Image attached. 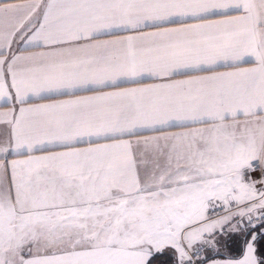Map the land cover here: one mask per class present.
<instances>
[{
	"label": "snow or ice",
	"instance_id": "obj_1",
	"mask_svg": "<svg viewBox=\"0 0 264 264\" xmlns=\"http://www.w3.org/2000/svg\"><path fill=\"white\" fill-rule=\"evenodd\" d=\"M0 101V264H264V0H0Z\"/></svg>",
	"mask_w": 264,
	"mask_h": 264
},
{
	"label": "crops",
	"instance_id": "obj_2",
	"mask_svg": "<svg viewBox=\"0 0 264 264\" xmlns=\"http://www.w3.org/2000/svg\"><path fill=\"white\" fill-rule=\"evenodd\" d=\"M9 2H15V3H24L26 2V0H9ZM19 49V52L27 55L29 52H34V51H40L42 49L39 48H32V47H28L27 49L25 48V45L23 43L20 44H14L13 46V50ZM252 65L250 63H245L242 64L241 67H251ZM217 71H232L233 69L225 67L223 65L217 67L216 69ZM200 74H209L207 72H203ZM184 77H177V79H182ZM152 81L150 80H145V83H151ZM125 86H131V85H125ZM58 99H63L66 97H56ZM53 102L51 98L48 97H44V98H39V97H30L28 102L24 105L25 107L30 106V105H35V104H44V103H51ZM15 107L18 111V108L20 107V105H16L14 104V102L12 101H0V113L2 112H8L10 108ZM5 126L4 125H0V130H4ZM175 130V129H173ZM12 157H9V159H11ZM253 178H256L259 176V171L255 172L252 174ZM220 204L219 202H217V205ZM227 215V214H226ZM232 226H238L239 228H241V223H240V218L239 217H234L232 220ZM229 227V233L233 232L230 230V226L227 225ZM243 229V228H241ZM220 232L219 229L217 230V233ZM221 249L218 248V246H216V250H213L212 248H208V251L206 253H217L219 252ZM165 252L171 257L173 256V258L177 261V254L175 252L174 249H172L171 247H168L165 249ZM205 255V253L203 254V256ZM213 256H220V255H213ZM178 264V261H177Z\"/></svg>",
	"mask_w": 264,
	"mask_h": 264
},
{
	"label": "trees",
	"instance_id": "obj_3",
	"mask_svg": "<svg viewBox=\"0 0 264 264\" xmlns=\"http://www.w3.org/2000/svg\"><path fill=\"white\" fill-rule=\"evenodd\" d=\"M244 229V228H243ZM257 229L260 231H264V228H261L259 224H257ZM244 238V232H226L220 234V232L216 235V246L221 249L219 252L214 253L215 255H220L223 257L226 256H236L239 254L240 249L242 247V241ZM210 249V248H209ZM258 250H264V242L258 244ZM213 253H209L205 256L200 257L201 259L204 257H212ZM153 264H177V261L173 258V256H169L166 252L156 259H154Z\"/></svg>",
	"mask_w": 264,
	"mask_h": 264
},
{
	"label": "built area",
	"instance_id": "obj_4",
	"mask_svg": "<svg viewBox=\"0 0 264 264\" xmlns=\"http://www.w3.org/2000/svg\"><path fill=\"white\" fill-rule=\"evenodd\" d=\"M233 210H235V209L233 208ZM226 214H228V213L223 209V207L220 206V204L217 205V207H216L214 212L210 211V213H209V215L213 219L218 218V217L223 216V215H226ZM254 219H255V216H254ZM246 226H247V220L245 219L244 222L241 223V228H245ZM228 229H229V227L227 225H225L223 233L228 232ZM201 251H202V248L199 247V248L194 249L193 252L190 253V255L193 258V261L197 260V256L200 255Z\"/></svg>",
	"mask_w": 264,
	"mask_h": 264
},
{
	"label": "rangeland",
	"instance_id": "obj_5",
	"mask_svg": "<svg viewBox=\"0 0 264 264\" xmlns=\"http://www.w3.org/2000/svg\"><path fill=\"white\" fill-rule=\"evenodd\" d=\"M223 216H224V215H223ZM220 217H221V216H220ZM228 231H229V229H228ZM199 247L202 248V251H201L199 257H202L204 253H205V255L209 254V253H206V252L208 251V248H210V247H208L207 245H203V244H201L200 242H196V243H194V244H193V247H192L191 249H187V247H186V250L189 252V255H190V253L193 252L194 249L199 248ZM205 255H204V256H205ZM210 258L222 259V258H224V257H223V256H212V257H210ZM177 261H178V257H177ZM154 262H155V261H154V259H153V260L150 261V264H153ZM209 264H210V261H209Z\"/></svg>",
	"mask_w": 264,
	"mask_h": 264
}]
</instances>
